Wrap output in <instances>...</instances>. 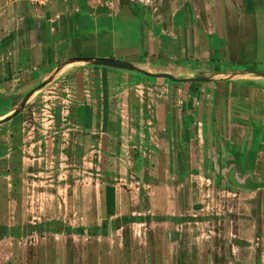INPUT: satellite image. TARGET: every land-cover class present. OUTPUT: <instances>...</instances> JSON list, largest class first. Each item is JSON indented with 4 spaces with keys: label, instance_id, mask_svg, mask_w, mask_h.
<instances>
[{
    "label": "rangeland",
    "instance_id": "1",
    "mask_svg": "<svg viewBox=\"0 0 264 264\" xmlns=\"http://www.w3.org/2000/svg\"><path fill=\"white\" fill-rule=\"evenodd\" d=\"M53 1L0 0L7 10L2 12L0 6V33L5 31L1 22L4 19L17 21L20 10L29 12L32 6L46 8ZM165 2L157 0L153 11V20H157V14L162 15L158 23L154 22L164 27L165 38L152 34L147 26L145 46L152 54V43H156L154 62L161 63L166 74L199 79L192 85L197 87L192 107H185L189 87H184V82L164 80L154 76L159 69L151 71L145 67L150 59L141 60L142 53L137 54L141 34L140 26L135 27L134 22L132 28L116 25L112 35L92 30L95 39L82 40L83 46L78 51L83 55L102 57L114 47L122 51L119 59L129 65L117 70L135 79H126L121 89L104 90L103 103L97 100L100 90L92 88L91 107H76L63 100L74 98L76 103L82 100V96L72 95L66 89L67 80L49 87L52 78L49 81L43 80L45 76L41 78V73L52 71L51 64L44 70L45 40L31 48L30 58L26 59V52L22 55L20 61H29V65L14 64L16 57L11 51L16 48L0 54V70L4 72L1 81L19 77L0 90V160H8L10 164L0 168V224L24 225L62 218L65 224L93 227L107 218L102 229L105 234L109 226L114 229L101 199L103 186L110 183L130 192L134 205L131 217L126 218L128 214L123 213L119 219L127 221L119 230H112L110 236L34 234L21 243L8 239L0 244V264H264V189L260 186V191L245 193L253 191L252 182H264V162L257 160L255 168L260 172L249 169L254 156L249 144H244L238 149L233 147L240 172L228 169L215 174L208 164L216 154L205 152L203 139L195 138L200 134V124L191 130L195 139L192 149L189 139L187 143L177 140L175 126L164 124V114L167 118L181 115L183 120L189 116L184 115L185 110H190L198 123L202 121L204 133L209 130L211 134L214 128L216 138L226 148L224 144L229 140L220 135V125L210 122L211 93L206 84L219 83L228 75H209L210 72L229 69L246 70L248 80L263 84L264 0H197L193 11L184 13L195 15L202 33L214 32L208 40L204 37L200 42L187 27L175 31L171 21L166 25L164 16L171 12ZM97 3L98 0H87L92 13L101 10L108 13L106 8H97ZM121 14L131 16L128 7ZM29 16L32 20V15ZM139 18L142 19V14ZM59 21L62 23L65 17ZM65 57L64 50L61 59ZM133 61H142V66ZM73 64L64 66L71 68ZM86 83L96 85L89 80ZM165 83L169 84L168 89H164ZM81 116L86 119L80 126ZM186 120L181 122L183 130L190 128ZM104 131L108 135L102 137L100 132ZM16 160L18 163H14ZM196 175L201 176L199 184ZM161 181L170 182V186L183 183L176 195L183 198V206L188 209L192 200L195 206H202L197 208L202 222L175 224L170 213L160 212L157 186ZM236 182L242 186L234 185ZM138 216H143V222L131 223ZM238 233L249 239V244L238 247ZM101 244L103 258L99 253ZM115 245L119 251L113 252L118 256L112 261L107 259L111 255L108 252Z\"/></svg>",
    "mask_w": 264,
    "mask_h": 264
},
{
    "label": "crops",
    "instance_id": "2",
    "mask_svg": "<svg viewBox=\"0 0 264 264\" xmlns=\"http://www.w3.org/2000/svg\"><path fill=\"white\" fill-rule=\"evenodd\" d=\"M156 2L157 0H98L97 8H106L108 10V13L106 12V10H101L102 12L100 13H89L79 18H77V14L79 11V0H69V3L66 2V0H54L46 8H36L32 6L30 7L29 12L20 10L21 17L18 18L17 21L7 18L1 21L5 31L0 33V54L6 49L8 50L9 48H16L17 50H9L11 51L12 56L16 57V60H14V64L19 63L23 65H29V61H25L24 63L20 61L21 59L23 60L22 55L26 52V59L30 58V55L28 56V53H30L29 51H31V48H36L37 42L39 44H42L45 40L46 48L44 55H46V57L44 59L46 62L44 63V70H46V67L51 64L52 71L48 73H41V78L42 76H45V78L43 79L45 81H49V79L52 78L50 80L51 82L49 84V87H56L57 85H61L64 80H67L69 86L66 85V89L70 91L72 95L77 94L78 96H82V100L78 101L77 103L74 102V98H63V100L67 101L69 104L71 103L72 105H75L76 107H91L93 105L91 103L92 95L90 94V90L92 88L100 90L99 98L97 100H101V103H103L104 98H102V95H104V90L107 89L111 92L116 90L117 88L121 89L123 88L121 86L124 85L126 79L135 80L134 77L130 74H126L125 76L122 75V71L117 70V67L94 63V61H96V59L98 58H115L118 60H123V58L119 59V54H121L122 51L116 49V47L112 48V51L109 55H104L102 57L83 55L78 51V49H81V47L83 46V39H95L93 31L101 32L99 30H102V33H108V35H112V33L115 31L116 25H119L121 27L128 26L132 28L131 23H137H133V25H135V27L140 26L139 33L141 34V46L136 48L138 52L136 50L135 51L137 52V54L142 53L141 60L144 57H146V59H150V62L146 63L145 65L147 69L151 71H154L155 69L157 71L159 69L157 71L158 73H166L161 63L154 62V59L156 58L154 55L155 53H157L155 49V46H157L156 43H152V54L148 53L147 46H145V31L147 26L154 35L159 34L158 36H161L162 38H165L164 35H166V33H164V27L154 22L162 19V15L160 13V15L157 14V18H155L157 20H153V11L154 6L157 4ZM0 3L2 12L5 13L7 10L3 6L4 2ZM165 4H167L169 12L171 13H169V16H164V21L166 22V25L171 21V24L175 31L177 29L179 30L187 27L188 30L191 31V36H193L197 42L204 40V37H206L208 40V38L214 34V32L210 30H205V32L203 31L202 33L200 31L198 22L196 21L195 15L184 13L188 10L193 11L197 6V0H166ZM125 7H128L129 12L131 13V16L129 18H126L123 16V14H121ZM140 14H142V19L139 18ZM29 15H32V20L27 18L30 17ZM61 17H65V21H63L62 23L59 21ZM132 18L136 20L132 21ZM18 28H21V30H17ZM168 30H170V28ZM30 38L33 39L31 40ZM167 38L170 39V37L168 36ZM153 41H155V39ZM208 43H211V41H208ZM64 50L66 52V57L63 59L65 60L61 59L62 51ZM77 52L79 53L77 54ZM70 62H72V64L75 62H83L85 64H73L74 66H72L71 68H66L64 65ZM133 63L137 64L138 66H142L141 64L143 62L133 61ZM119 71H121V74H119ZM246 72V70L234 71L232 69H229L227 71H214L209 73V75H215L217 73V75L228 74L227 76H225L226 79H221V82L219 83H216V81H211L206 84L207 91L211 93L209 94V96L211 97L210 108L212 117L210 122H217L218 125H220V135H224L222 137L229 140V142L224 144L226 146L225 149L222 148L223 144L220 143L218 136L216 138L214 134L216 130L212 128L211 134H209V130L205 134L202 121L198 123L197 117L194 115V113L192 114L190 110H185L184 115L186 113L189 116L188 118L184 117L183 120L181 119V115H174L173 117L170 116L169 118H167L166 114H164V124L167 125V123L169 122L170 126H175V135H177V140L181 139L182 141L183 139L184 143H187L189 139L191 149L192 145H194L193 141L195 140L193 138L194 132H191V130H194V127H196V125H202H199L201 136L198 133L195 138L203 139L202 142L204 143L203 145L205 148V152L210 151V155L211 153L216 154L215 158L209 160L210 162L208 164V168H211L213 172L215 171V174H217V172L219 171H227L228 169H230V171L240 172L238 166L239 163L236 162L234 155L235 149H233V147L238 149L241 148L244 144H249V147H251V155L254 156V163L252 162L249 164L251 166L249 169H254L256 172H260V169H257V167L255 168L256 164L258 163L257 160L259 158L264 162V82L263 84H260L248 80L247 77L249 76V74H246ZM3 75V70H0V77ZM174 75H176V78L191 79L188 81H184L182 85H185L184 87H189V89L187 88L189 91V99L185 102V107H192L194 105V98H196V94L193 93L197 92V87H194L192 85L194 84V82L198 81L197 78H192L191 76L185 75L180 76L177 73H175ZM79 77L81 79H79ZM160 78L164 80L169 79L166 77ZM18 80L19 77L16 78V76H14L10 81L7 82H2L0 78V90H2V87L4 88L5 86ZM86 80H89L91 83L93 82L96 85L92 86V84L86 83ZM168 85V83H165L164 89H168ZM177 89L178 91L180 90V88ZM84 92H88V94H84ZM180 102H182V100ZM169 104L170 106H173V104H171V101ZM188 104L190 106H188ZM182 111L183 110H180V112ZM82 118L83 116H81V122H79L80 126L81 123L85 122L86 119L85 118L84 120H82ZM185 120L187 121V125L190 126L188 130H183L181 126V122ZM201 120H203V118ZM98 124H100V121L98 122ZM165 129L166 127H164L163 132H165ZM228 130L229 132L227 133ZM100 134L102 135V137L108 135V133H106L105 131L100 132ZM162 137L164 138L163 140H165V134H163ZM215 138L217 140H215ZM165 144L166 143L163 142V147H166ZM6 155L8 157V154ZM7 165L10 166V164H8V160H0V168H4ZM244 169L246 170V167ZM195 177L199 184V179L201 178V176L196 175ZM230 177L231 179L232 177L234 178V176ZM227 181L233 182L234 180ZM168 183L170 182L161 181L157 186V200L160 212L170 213V215H172L171 221L175 224L183 225L202 222L200 220L203 216L200 212L197 211V208H202V206H195L196 204L194 205V202L192 200L189 203L188 209L187 206H183V198L181 199L180 195H176L177 192L181 191L183 183H175L172 186H170ZM234 185H238L240 187L242 186L238 182H236ZM252 185L253 191H247L245 193H254L255 191H260V186H262L264 189V182H252ZM255 186H257V188H255ZM103 187L104 189L101 196L103 211L107 214H112L113 212H115V214L110 216L113 222L116 219L122 218L123 213L125 214V216L128 214L126 217L130 218V211H132V209L134 208L133 198L130 196V192L124 190L123 187L120 188L119 184L115 183L105 184ZM108 187H112L111 198L108 197V193L111 191L110 188L109 190H107ZM225 188H227L229 191L237 192L229 186H226ZM171 191H173V196ZM141 197L142 195L138 196L137 198L139 204L141 202ZM109 202L112 203V211L109 210ZM142 217L143 216H138L137 219H131V223H142ZM104 221H99L96 226L93 227L86 224H79V226H72V223L65 224L62 218L45 219L39 222L26 223L24 225L0 224V244L4 243V241L8 239H13L14 241H18L19 243H21L23 242L22 240L34 234H67L68 236L70 235L77 237L84 235L100 237L102 235H105L103 234L102 229L106 225L105 223L107 221V218ZM56 225H58V227H55ZM119 228L113 229L112 227H110V232L107 231L106 235L110 236L112 230H119ZM6 229H8L7 232ZM239 234L240 233L237 234L239 240L238 243H236L238 247L249 244L250 240ZM115 251H119L116 245L114 250L112 249V247L109 250L108 253L111 255L110 258L108 257L107 259L116 261V255L118 256V254H114L113 252ZM102 252L103 246L101 244L99 253L103 258V256L101 255ZM124 252L125 251L123 250L122 253L124 254Z\"/></svg>",
    "mask_w": 264,
    "mask_h": 264
},
{
    "label": "water",
    "instance_id": "3",
    "mask_svg": "<svg viewBox=\"0 0 264 264\" xmlns=\"http://www.w3.org/2000/svg\"><path fill=\"white\" fill-rule=\"evenodd\" d=\"M95 64H100V65H105V66H111V67H119V68H126L127 65H129L127 62L122 61V60H118V59H113V58H98L96 59V61H94ZM131 67V65L129 66V68ZM152 76V74H150ZM157 77H166L169 78L173 81L176 82H184V81H188L191 79H185V78H174L172 75L170 74H166V73H159L157 75H154ZM197 80H199L197 78ZM108 232H110V227Z\"/></svg>",
    "mask_w": 264,
    "mask_h": 264
},
{
    "label": "trees",
    "instance_id": "4",
    "mask_svg": "<svg viewBox=\"0 0 264 264\" xmlns=\"http://www.w3.org/2000/svg\"><path fill=\"white\" fill-rule=\"evenodd\" d=\"M93 10L91 8L88 7V4H87V0H79V11H78V14H77V18L83 16V15H87L89 13H92ZM169 39V38H167ZM14 163H18V160L14 161ZM110 187L107 188V190H109ZM110 192L108 193V197L111 198L112 197V187L110 188ZM112 203L109 202V205H111ZM110 208V207H109ZM112 214H108V216L110 217ZM128 218V217H126ZM116 219L114 222H113V227L114 228H119L123 225V223H125L127 221V219ZM8 231V229H6V232ZM104 233L107 234V229L104 230Z\"/></svg>",
    "mask_w": 264,
    "mask_h": 264
}]
</instances>
